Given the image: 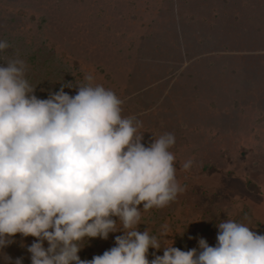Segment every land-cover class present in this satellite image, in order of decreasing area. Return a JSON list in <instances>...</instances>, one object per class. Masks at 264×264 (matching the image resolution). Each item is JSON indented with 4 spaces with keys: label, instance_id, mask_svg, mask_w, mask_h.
Listing matches in <instances>:
<instances>
[{
    "label": "rangeland",
    "instance_id": "rangeland-1",
    "mask_svg": "<svg viewBox=\"0 0 264 264\" xmlns=\"http://www.w3.org/2000/svg\"><path fill=\"white\" fill-rule=\"evenodd\" d=\"M0 41V59H23L39 98L92 74L142 121L145 146L174 135L185 191L142 210L141 232L167 223L166 243L185 251L201 237L214 246L226 219L264 234V0H0ZM117 235L83 241L78 255H102ZM36 239L17 233L3 251L31 264Z\"/></svg>",
    "mask_w": 264,
    "mask_h": 264
},
{
    "label": "clouds",
    "instance_id": "clouds-1",
    "mask_svg": "<svg viewBox=\"0 0 264 264\" xmlns=\"http://www.w3.org/2000/svg\"><path fill=\"white\" fill-rule=\"evenodd\" d=\"M8 47L0 41V51ZM0 61L4 264H23L22 257L13 261L3 251L17 233L37 238L27 247L31 264H264V234L232 219L217 223L214 246L201 237L187 251L173 246V239L166 243L174 235L167 223L158 234L141 232L142 210L164 208L185 191L169 150L174 135L153 136L145 146L142 121L123 116L124 101L92 74L86 83H62L42 99L26 78L23 59ZM73 87L75 95L64 90ZM192 163L184 162L183 170ZM118 231L122 235L102 255L90 260L78 255L89 238L106 240ZM150 248L163 249V255L153 251L149 260Z\"/></svg>",
    "mask_w": 264,
    "mask_h": 264
}]
</instances>
